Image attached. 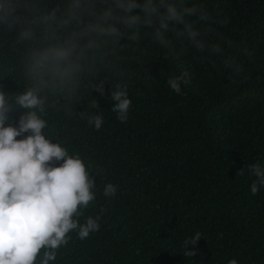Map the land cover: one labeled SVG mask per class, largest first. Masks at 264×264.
<instances>
[{
  "label": "trees",
  "instance_id": "16d2710c",
  "mask_svg": "<svg viewBox=\"0 0 264 264\" xmlns=\"http://www.w3.org/2000/svg\"><path fill=\"white\" fill-rule=\"evenodd\" d=\"M186 3L210 13V21L187 19L209 29L220 53L171 31L167 46L145 34L80 74L75 95L49 94L43 134L79 155L96 182L94 201L73 218L100 216L99 231L81 241L73 230L49 264H264V186L253 195L248 168L264 167V0ZM17 36L0 27V92L12 106L6 126L18 127L27 110L12 98L29 81ZM183 73L177 94L167 80ZM101 80L103 95L93 86ZM117 83L132 101L123 122L110 99ZM93 115L103 116L99 130L87 123ZM107 183L117 186L114 197L103 195ZM197 232V254L185 256L184 241Z\"/></svg>",
  "mask_w": 264,
  "mask_h": 264
},
{
  "label": "clouds",
  "instance_id": "9594fccd",
  "mask_svg": "<svg viewBox=\"0 0 264 264\" xmlns=\"http://www.w3.org/2000/svg\"><path fill=\"white\" fill-rule=\"evenodd\" d=\"M188 17L211 20L203 6H189L186 0H0V27L18 29L15 43L23 45L22 62L29 81L12 98L27 110L18 127L6 126L12 106L0 92V264H35L41 249L45 251L40 264H49L56 259V250L68 243L70 232L76 230L83 241L100 230L99 215L87 217L83 224L73 218L94 201L96 182L79 155H69L43 134L47 122L41 117L49 94L75 95L80 74L109 62L122 41L138 43L145 34L167 46L170 41L165 34L171 31L201 52L220 53V46L207 39L209 29L202 33ZM185 75L167 80L177 94ZM93 86L104 94L103 80ZM127 87L117 83L111 88L112 111L122 122L132 103ZM86 119L97 130L104 123L102 115ZM25 133L29 134L25 137ZM58 161L63 163L53 166ZM248 168L256 177L251 184L255 195L264 186V167L256 163ZM239 172L243 175V168ZM117 190L107 183L103 195L114 197ZM200 239L197 232L184 241L185 256L197 254ZM189 245L193 250H188ZM228 264L238 262L231 259Z\"/></svg>",
  "mask_w": 264,
  "mask_h": 264
}]
</instances>
